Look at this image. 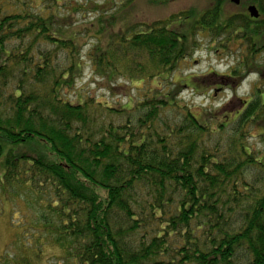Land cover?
<instances>
[{
  "label": "trees",
  "instance_id": "obj_1",
  "mask_svg": "<svg viewBox=\"0 0 264 264\" xmlns=\"http://www.w3.org/2000/svg\"><path fill=\"white\" fill-rule=\"evenodd\" d=\"M54 1L0 2V217L17 246L0 264H48L49 246L60 251L56 264H264V157L244 143L264 121L262 96L239 98L222 119L214 117L220 110L197 117L174 99L183 86L165 77L192 45L173 29L193 16L180 12L127 26L87 53L108 84L161 77L174 90L136 88L141 99L123 108L84 97L74 91L82 32L67 31L83 6L58 16ZM254 4L257 20L222 22L217 0L192 23L191 37L239 38L251 69L264 50L255 42L264 34V0ZM13 202L23 209L6 211Z\"/></svg>",
  "mask_w": 264,
  "mask_h": 264
},
{
  "label": "rangeland",
  "instance_id": "obj_2",
  "mask_svg": "<svg viewBox=\"0 0 264 264\" xmlns=\"http://www.w3.org/2000/svg\"><path fill=\"white\" fill-rule=\"evenodd\" d=\"M3 0H0L2 2ZM57 1V3H55ZM56 9L51 12L58 16L73 13L78 6H83L82 11L74 13L72 26L67 31L82 32L79 45L85 44L81 51L82 73L76 80L75 92L86 97L89 96L97 102L106 103L116 108L129 107L132 102L141 99L140 93L136 88L142 87L144 90H154L155 87L163 85L164 93H170L174 90L169 89L162 81L161 77L155 80L145 79L142 82L130 81L128 78L117 77L116 81L108 84L106 78H102L96 73L90 63L87 53L94 46L105 44L109 34H114L133 24H151L156 21H162L171 15L180 12H193V16L188 20H177L173 23V29L180 30L187 36V43L192 45L188 49V55L178 68L170 74L168 81H173L179 86H183L181 91L174 96L180 105L187 106L197 117L209 116L214 111L220 110L214 117H221L228 111L239 109L238 99L248 100L250 96L261 95L264 102V50L255 56V62L251 69L245 68V58L248 52V44H245L239 38H232L227 32L219 31L220 35L215 37L211 32L196 33L191 37L190 28L192 23L199 19L201 14L211 8L217 0H172L167 3H153L149 0H132L125 3L126 0H114L109 4L108 0H55ZM221 1V20L224 22L229 17L237 15H248L247 8L256 6L255 0H239L235 5L230 0ZM127 4V5H126ZM123 8V9H122ZM5 9L13 12L15 9L7 6ZM58 9V11H57ZM122 9V10H121ZM101 12L104 15L100 17ZM46 16L49 12L44 11ZM113 14V15H112ZM114 17L113 24L107 26L105 23ZM103 23L98 24V18ZM182 21V22H181ZM181 23V24H180ZM180 26V27H178ZM172 28V26H170ZM178 27V28H176ZM234 33V32H233ZM264 41V34L255 38V42ZM194 43V44H193ZM43 48V46H41ZM235 70V71H234ZM234 71V72H233ZM235 76H232V74ZM220 76H229L231 79L220 78ZM226 85H224V84ZM183 84H188L186 88ZM196 84V85H195ZM223 85V86H221ZM69 101L74 98V93L64 91ZM233 102V103H232ZM232 104L231 107H227ZM169 114L173 112L168 111ZM167 113V114H168ZM229 113V112H228ZM174 115H176L174 113ZM223 116V117H224ZM221 117L220 119H222ZM232 116L229 120H232ZM218 122V121H216ZM264 133V121H256L248 133L244 143L246 147L257 154L259 159L264 157V143L260 135ZM2 160L0 158V176L3 174ZM264 161V158H263ZM4 208V203L2 204ZM23 207L13 202L11 205H5L8 212L20 211ZM26 212L31 213L30 209ZM9 230L8 220L0 217V257L4 255V250L17 252V246L14 245V235ZM48 264H56V259L60 251L55 247H47Z\"/></svg>",
  "mask_w": 264,
  "mask_h": 264
},
{
  "label": "water",
  "instance_id": "obj_3",
  "mask_svg": "<svg viewBox=\"0 0 264 264\" xmlns=\"http://www.w3.org/2000/svg\"><path fill=\"white\" fill-rule=\"evenodd\" d=\"M230 2L235 5L239 4V0H230ZM246 11L250 19L257 20L259 18V12L256 6H249Z\"/></svg>",
  "mask_w": 264,
  "mask_h": 264
}]
</instances>
